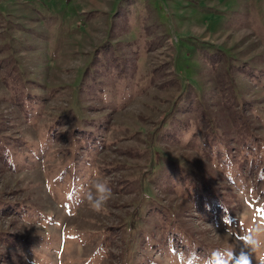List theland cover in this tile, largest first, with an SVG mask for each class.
Segmentation results:
<instances>
[{
	"label": "rangeland",
	"instance_id": "rangeland-1",
	"mask_svg": "<svg viewBox=\"0 0 264 264\" xmlns=\"http://www.w3.org/2000/svg\"><path fill=\"white\" fill-rule=\"evenodd\" d=\"M261 228L264 0H0V264H257Z\"/></svg>",
	"mask_w": 264,
	"mask_h": 264
},
{
	"label": "clouds",
	"instance_id": "clouds-1",
	"mask_svg": "<svg viewBox=\"0 0 264 264\" xmlns=\"http://www.w3.org/2000/svg\"><path fill=\"white\" fill-rule=\"evenodd\" d=\"M111 197L112 189L107 183L94 181L91 190L86 193L89 210L95 214H102ZM257 232H264V228L258 229ZM247 242L256 254L257 264H264V239L258 238V235H250ZM209 259L214 261L215 264H228L231 259V253L225 250L221 252L220 256L213 255ZM203 264H208V260H204ZM239 264H250V260L246 255H242L239 259Z\"/></svg>",
	"mask_w": 264,
	"mask_h": 264
}]
</instances>
